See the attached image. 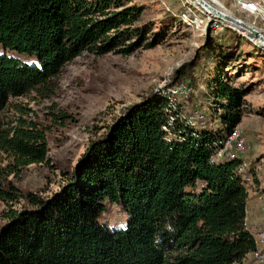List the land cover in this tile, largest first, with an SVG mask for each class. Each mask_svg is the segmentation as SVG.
Here are the masks:
<instances>
[{"label":"trees","instance_id":"1","mask_svg":"<svg viewBox=\"0 0 264 264\" xmlns=\"http://www.w3.org/2000/svg\"><path fill=\"white\" fill-rule=\"evenodd\" d=\"M143 10L133 0H0V203L11 205L1 218L0 264H240L258 249L242 158L213 160L243 116L246 93L220 74L203 92L221 104L216 123L195 124L166 92L123 109L52 197L10 178L48 163L53 127L71 118L50 111L33 120L13 100L46 96L83 52L131 54L150 31L137 25ZM175 74L174 82L188 80L194 67ZM107 204L122 208L125 227L100 221Z\"/></svg>","mask_w":264,"mask_h":264},{"label":"rangeland","instance_id":"2","mask_svg":"<svg viewBox=\"0 0 264 264\" xmlns=\"http://www.w3.org/2000/svg\"><path fill=\"white\" fill-rule=\"evenodd\" d=\"M133 1L144 7L137 25L150 29L141 46L129 55L83 52L63 66L46 96L30 94L13 100L26 106V116L33 120L46 121L50 111L71 115L64 125L53 127L48 163L27 165L18 177L10 176L14 184L24 192L52 197L68 181L91 140L100 137L123 109L146 98L160 97L181 83L192 86L187 96L177 97L182 113L197 125L211 117L216 123L221 104L203 93L211 84L209 78L216 74L246 89L243 116L233 128L244 138L245 148L238 156L255 171V179L247 184L252 188V182L264 183V41L259 40L264 38V0H254L258 8L249 11L244 0H213L220 10L253 24L259 38L211 13L205 15V6L196 0ZM153 35L159 37V43L147 46ZM3 52L0 46V54ZM26 61L37 63L33 57ZM182 67H194L195 77L174 82L176 70ZM107 205L100 221L113 228L125 227L127 218L122 208ZM9 206L0 203V224Z\"/></svg>","mask_w":264,"mask_h":264},{"label":"bare ground","instance_id":"3","mask_svg":"<svg viewBox=\"0 0 264 264\" xmlns=\"http://www.w3.org/2000/svg\"><path fill=\"white\" fill-rule=\"evenodd\" d=\"M196 1H197V3L199 2L202 6H205V8L203 7L204 11H202L205 15L211 13L212 15L219 17V19L222 18L223 20H227L229 23L236 25V27H238L244 31H248L254 37L259 38L257 35H255L256 27L253 24L247 23L244 20L236 18L228 10H225V11L220 10V8H218L216 6V2H214L213 0H211L213 2L208 1V0H196ZM244 1L246 2L247 5H249V8H245L246 11L256 10L258 8L257 7L258 4H256L254 0H244ZM226 15H229V16L233 17L234 19L236 18L237 20H230L226 17ZM259 40L264 41V38H259ZM179 86H185V90L183 91ZM191 90H192V86L189 84H185V83H181V84L173 86L172 90L170 92H168L169 93L168 97L170 98L171 105L172 106L177 105L179 103L178 102L179 99H177V97L179 95L187 96ZM174 120H175V117L172 118L171 123H173ZM234 130H233L232 134L229 135L228 138H226V140L224 141L222 146L217 150L218 152L213 157V160L237 158V157H239L238 154L240 152H243V150L245 148L244 138L240 132H234ZM229 137H235L236 139H240V149H242V151H235V140H228ZM248 168H250L249 164L247 162H244V161H242L237 167L238 171L243 174L244 180L247 183L252 180L251 176L247 175V173H246ZM262 205H263L262 208L264 210V202L262 203ZM258 242H260V244H262L263 248H258L257 250L252 251V254L251 253L250 254L254 260L253 264H264V226L258 234ZM248 257H249V255L245 259H243L244 261L242 262V264H250L251 263V261H249Z\"/></svg>","mask_w":264,"mask_h":264},{"label":"crops","instance_id":"4","mask_svg":"<svg viewBox=\"0 0 264 264\" xmlns=\"http://www.w3.org/2000/svg\"><path fill=\"white\" fill-rule=\"evenodd\" d=\"M256 165H258V164H256ZM251 169H252V167H251ZM252 171H253V169H252ZM253 174H255V171H253V173L251 175V179H255ZM253 181H255V180H253ZM251 185H252L251 193L248 197V214H247V221L248 222H247V224H249L251 226L252 230L255 231V229H258V228L261 230L264 226V223H263L264 210H263L262 205H261V198L264 195L263 194L264 192L260 191V190L264 189V183L263 182H257V183L252 182ZM259 229H258V231L260 232ZM258 233H257V235H258ZM259 248H263L262 244L259 245ZM248 259H249V261H251V263L254 262L251 254L249 255Z\"/></svg>","mask_w":264,"mask_h":264},{"label":"built area","instance_id":"5","mask_svg":"<svg viewBox=\"0 0 264 264\" xmlns=\"http://www.w3.org/2000/svg\"><path fill=\"white\" fill-rule=\"evenodd\" d=\"M183 91L185 90V86H179ZM228 140H235V151H242L240 149V139H236L235 137H229ZM228 142V141H227Z\"/></svg>","mask_w":264,"mask_h":264},{"label":"water","instance_id":"6","mask_svg":"<svg viewBox=\"0 0 264 264\" xmlns=\"http://www.w3.org/2000/svg\"><path fill=\"white\" fill-rule=\"evenodd\" d=\"M226 17L230 20H237L236 18L234 19L233 17L229 16V15H226Z\"/></svg>","mask_w":264,"mask_h":264}]
</instances>
